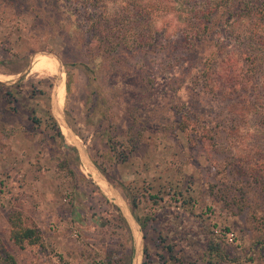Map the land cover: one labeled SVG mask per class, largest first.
Returning a JSON list of instances; mask_svg holds the SVG:
<instances>
[{
	"label": "rangeland",
	"instance_id": "obj_1",
	"mask_svg": "<svg viewBox=\"0 0 264 264\" xmlns=\"http://www.w3.org/2000/svg\"><path fill=\"white\" fill-rule=\"evenodd\" d=\"M63 5L0 0V237L18 264H264V197L245 175L264 160V54L254 76L246 22L222 15L203 54L190 51L188 9L170 2L153 12L160 46L118 50V76ZM215 53L199 95L191 77ZM12 211L41 229L42 246L15 245ZM226 231L242 245L227 244ZM211 239L224 253H211Z\"/></svg>",
	"mask_w": 264,
	"mask_h": 264
},
{
	"label": "trees",
	"instance_id": "obj_2",
	"mask_svg": "<svg viewBox=\"0 0 264 264\" xmlns=\"http://www.w3.org/2000/svg\"><path fill=\"white\" fill-rule=\"evenodd\" d=\"M116 1L118 0H51V3L54 6L60 2L62 4L63 2L65 3V6L63 5L65 13L70 15V20L74 21L72 24L75 25L76 29L80 30L82 34H85L86 38L92 36L89 41L91 42L90 49H92L94 55H97L99 52L103 56L109 55L110 61H112L111 66L114 67H112L114 73H121L118 76H123L122 73L124 72L122 63H120L124 58L120 56L118 50L124 49V46L128 48L132 47L136 50H147L149 46L152 48L160 46L154 43V34L158 31L151 26V21L155 17V13L153 12H157L168 6L170 2L188 9L187 14L185 16L183 15L185 19L184 32L188 30V33H186L188 35L184 39L190 51L195 50L194 52L203 54L202 50H206V44L210 42L215 34L221 32V23L219 21L222 20V15L228 14L232 17L233 21L227 20L228 26L245 21L247 26L241 32L240 38H243V41L247 40L248 45L253 47L252 55L248 56L246 62L252 66L251 71L253 75L258 74L257 70L260 66L259 58L264 54V0H206L200 7H196L189 0H124L122 2L125 5L121 10H110L107 4L109 5ZM77 13L79 17H82L81 22L77 19ZM130 18L132 19L130 20ZM133 42L136 45H133ZM213 56L214 60L211 62L212 67L205 64L194 77H191L194 84L193 90L197 91L199 95L201 94L199 88L207 89L213 82V74L217 64L215 62L217 59L219 60L217 53ZM86 69L89 70V67L86 66ZM142 80L151 83L154 82L153 78L149 77H145ZM252 80L250 79L248 81L251 82ZM66 84L67 92L69 93L72 84V74L70 72H68ZM134 121L132 120L133 123L130 128L132 132L136 126L137 119ZM178 128L184 131L187 129V126L181 127L179 125ZM58 133L60 138L64 140L60 129ZM106 136L111 151L117 153L118 149L112 140V136L110 133ZM74 151L76 152L77 150L74 149ZM75 162H80L78 157ZM102 173L118 188L128 192L121 182L110 178L104 170H102ZM245 175L256 185L258 191L264 197V160L249 166ZM131 203V209L137 222L145 229V221H142L135 214V201ZM8 220L11 227L10 237L15 245L22 249L26 246H42L44 243L43 232L36 225H27L21 211H12L8 216ZM258 220L259 230L264 232V220ZM127 231L130 233L128 227ZM260 243L263 245L264 240ZM225 245L222 242H215L211 239L209 249L211 253H224ZM0 264H18L17 259L6 248L1 237Z\"/></svg>",
	"mask_w": 264,
	"mask_h": 264
},
{
	"label": "built area",
	"instance_id": "obj_3",
	"mask_svg": "<svg viewBox=\"0 0 264 264\" xmlns=\"http://www.w3.org/2000/svg\"><path fill=\"white\" fill-rule=\"evenodd\" d=\"M224 238L227 244L231 246L240 247L242 245L240 237L237 234H235L233 231H226L224 233Z\"/></svg>",
	"mask_w": 264,
	"mask_h": 264
},
{
	"label": "water",
	"instance_id": "obj_4",
	"mask_svg": "<svg viewBox=\"0 0 264 264\" xmlns=\"http://www.w3.org/2000/svg\"><path fill=\"white\" fill-rule=\"evenodd\" d=\"M54 100V99H53ZM69 129H70V127L67 125V124H65ZM71 130V129H70ZM71 132H72V137H73V140H74V142H76L75 141V139H76V135H75V133L71 130ZM77 149H78V151H79V153H80V155H81V157H82V150L79 148V147H77ZM94 169H95V171L100 175V177H102V178H104L105 180H106V182L108 183V185H110L111 187H113V185L111 184V182L106 178V176L97 168V167H95L94 166ZM132 215V214H131ZM136 219V218H135ZM137 222V221H136Z\"/></svg>",
	"mask_w": 264,
	"mask_h": 264
},
{
	"label": "bare ground",
	"instance_id": "obj_5",
	"mask_svg": "<svg viewBox=\"0 0 264 264\" xmlns=\"http://www.w3.org/2000/svg\"><path fill=\"white\" fill-rule=\"evenodd\" d=\"M34 67V66H33ZM55 74H57V73H55Z\"/></svg>",
	"mask_w": 264,
	"mask_h": 264
}]
</instances>
